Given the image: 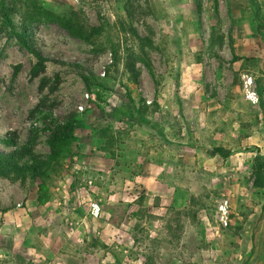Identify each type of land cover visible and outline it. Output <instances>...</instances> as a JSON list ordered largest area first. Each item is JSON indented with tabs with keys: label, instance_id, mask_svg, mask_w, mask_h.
I'll use <instances>...</instances> for the list:
<instances>
[{
	"label": "rangeland",
	"instance_id": "obj_1",
	"mask_svg": "<svg viewBox=\"0 0 264 264\" xmlns=\"http://www.w3.org/2000/svg\"><path fill=\"white\" fill-rule=\"evenodd\" d=\"M0 1L16 7L18 27L39 5L106 31L88 45L56 24L27 22L50 59L38 77L35 57L0 33V139L24 145L38 130L33 151L46 160L34 110L74 112L79 122L70 152L50 165L44 205L39 182L0 177V264H238L264 204V178L251 172L264 157V0H130L137 36L152 40L154 77L122 31L123 0ZM90 73L103 86L87 89ZM215 147L232 154L211 156ZM225 201L227 226L217 214ZM252 264H264V226Z\"/></svg>",
	"mask_w": 264,
	"mask_h": 264
},
{
	"label": "trees",
	"instance_id": "obj_2",
	"mask_svg": "<svg viewBox=\"0 0 264 264\" xmlns=\"http://www.w3.org/2000/svg\"><path fill=\"white\" fill-rule=\"evenodd\" d=\"M124 8L128 18V23L121 25L122 31L127 35L134 36L139 41V47L141 50V56L139 60L143 62L145 67L149 70L152 77H154L153 67L146 58L145 52L147 47H152V40L150 38L141 39L137 36L134 28L135 9L132 7L130 0H123ZM253 3L257 8L258 4L255 0ZM33 11L29 15L27 14L26 20L21 17L20 26H16L13 22V18L19 13L14 5L8 4L6 1H0V33H7L10 37H13L19 44L21 50L29 52L35 57L37 63L32 70V76L38 77L45 71L46 64L50 59L43 56V54L37 49V45L30 36V24L34 19L43 20L48 23H53L66 31L71 37L82 41L88 45L94 44L105 34V28L99 27H83L72 24L65 17L55 15L53 12L44 9L39 5H34ZM28 22V23H27ZM258 32H262L264 29V20L259 17ZM116 60V52L114 54ZM135 60L131 59V62L127 64V71L130 74L133 85L138 83V73L135 69ZM63 64V63H62ZM264 69V62H263ZM86 88L91 90L92 88L103 86L99 83L96 77L90 73L87 78L84 79ZM60 85V77H55L54 83L49 87L50 93L56 92ZM48 86V81H44L41 87V91ZM259 89L262 88V81L258 82ZM261 90V89H260ZM100 97V95H99ZM37 107L33 115L40 113L38 116L39 122L42 124L44 133H48L47 145L49 147L50 155L46 160L34 154V147L36 139L38 137V130H32L31 134L24 145H19L18 139L15 136H9L0 139V145L7 151L0 150V177L13 178L15 181L24 183L26 180L31 179L35 182H39L38 190L41 195L39 203L45 204L44 196L48 191L49 169L52 162H54L60 155L69 153L71 150L72 139L78 128V116L71 112L68 115L59 117L55 116L51 110L39 112ZM232 154L230 149L224 147H215L211 152V156H218L222 160H227ZM251 172L253 176H259L264 178V157L256 156Z\"/></svg>",
	"mask_w": 264,
	"mask_h": 264
},
{
	"label": "water",
	"instance_id": "obj_3",
	"mask_svg": "<svg viewBox=\"0 0 264 264\" xmlns=\"http://www.w3.org/2000/svg\"><path fill=\"white\" fill-rule=\"evenodd\" d=\"M264 226V204L261 206L260 213L253 220L248 232V243L246 250L239 260L238 264H252V261L258 251L259 238Z\"/></svg>",
	"mask_w": 264,
	"mask_h": 264
},
{
	"label": "built area",
	"instance_id": "obj_4",
	"mask_svg": "<svg viewBox=\"0 0 264 264\" xmlns=\"http://www.w3.org/2000/svg\"><path fill=\"white\" fill-rule=\"evenodd\" d=\"M105 73L103 72L101 74V76L104 77ZM252 83V79L251 78H245V85L246 87L251 86ZM88 97V95H87ZM247 99L253 102H258V97L256 95L255 92H247ZM80 110H83V107L80 108ZM90 212L92 214L93 217H98V215L100 214V207L97 203H92L91 207H90ZM217 214L218 217L220 219V222L222 223V225L227 226L228 224V216H229V211H228V205L227 202H222L218 205L217 208Z\"/></svg>",
	"mask_w": 264,
	"mask_h": 264
}]
</instances>
